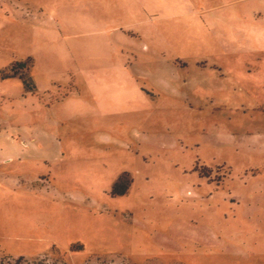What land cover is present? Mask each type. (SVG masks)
I'll list each match as a JSON object with an SVG mask.
<instances>
[{"label": "rangeland", "instance_id": "1", "mask_svg": "<svg viewBox=\"0 0 264 264\" xmlns=\"http://www.w3.org/2000/svg\"><path fill=\"white\" fill-rule=\"evenodd\" d=\"M0 264H264V0H0Z\"/></svg>", "mask_w": 264, "mask_h": 264}, {"label": "trees", "instance_id": "2", "mask_svg": "<svg viewBox=\"0 0 264 264\" xmlns=\"http://www.w3.org/2000/svg\"><path fill=\"white\" fill-rule=\"evenodd\" d=\"M116 188H117V185L115 186L114 191H116Z\"/></svg>", "mask_w": 264, "mask_h": 264}]
</instances>
